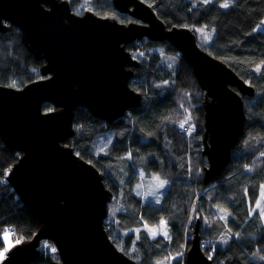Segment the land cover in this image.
I'll use <instances>...</instances> for the list:
<instances>
[{"label": "trees", "instance_id": "trees-1", "mask_svg": "<svg viewBox=\"0 0 264 264\" xmlns=\"http://www.w3.org/2000/svg\"><path fill=\"white\" fill-rule=\"evenodd\" d=\"M68 1L73 10L83 2ZM142 1L168 28L192 29L200 47L225 62L256 94L243 98V134L221 175L206 185L204 91L192 68L167 41L143 39L127 45L140 63L132 69L130 86L141 95V105L113 124L78 108L74 135L67 141L96 167L113 193L115 204L105 224L108 235L138 264H184L198 222L203 251L214 264H264V223L261 212L253 211L264 184V0H232L227 8L222 7L227 0ZM87 3L99 16L121 23L131 18L116 10L112 0ZM202 30L211 34L210 42L203 41ZM158 46L176 55V66L164 65L155 51ZM43 63L27 50L16 27L0 32V86L22 88L41 79ZM43 109L52 110L54 105L46 103ZM184 121L194 125L189 135L181 127ZM105 135L110 139L101 147ZM20 156L0 138V233L11 226L14 239L22 242L35 235L39 224L6 181ZM153 173L168 183L160 207L135 190L141 178ZM161 220L166 222L168 237L155 234L152 238L145 225L155 226ZM221 235L224 244L218 242ZM53 247L51 242L41 248L42 255L31 264L58 260Z\"/></svg>", "mask_w": 264, "mask_h": 264}, {"label": "water", "instance_id": "water-1", "mask_svg": "<svg viewBox=\"0 0 264 264\" xmlns=\"http://www.w3.org/2000/svg\"><path fill=\"white\" fill-rule=\"evenodd\" d=\"M112 3L142 23L122 24L90 10L77 14L68 0H0V32L16 27L27 50L44 61L41 79L22 88L0 86V138L21 153L6 181L39 224L2 264L35 262L44 241L53 242L59 256L51 264H138L108 235L113 193L102 174L67 145L78 108L113 124L141 105L130 86L140 63L127 51L129 43L167 41L192 68L204 91L205 184L221 175L243 134V98L254 97L255 88L202 49L192 29L168 28L142 0ZM46 103L54 109L44 111ZM199 227L186 264H214L202 251Z\"/></svg>", "mask_w": 264, "mask_h": 264}, {"label": "rangeland", "instance_id": "rangeland-1", "mask_svg": "<svg viewBox=\"0 0 264 264\" xmlns=\"http://www.w3.org/2000/svg\"><path fill=\"white\" fill-rule=\"evenodd\" d=\"M87 1H90V0H83V2L80 5L76 6L73 11L76 12L77 14H83L87 10L95 12L94 5L92 3L88 4ZM231 1L232 0H227L226 3H228L230 5ZM222 7H223V5H222ZM223 8H225V7H223ZM129 21H131V20H128V22ZM260 29H262V28L260 27ZM200 34H201L202 39H203L204 42L208 43V42L211 41V34L208 31L202 30L200 32ZM141 41L142 40H135V41H133V42H131L129 44H132L134 42L140 43ZM155 51L162 56V58L164 59L163 60L164 65L166 63L165 66H168V67H171V68L173 66H176V64H177L176 55L168 54L166 52V50L164 49V47H162V46L156 47ZM133 56L135 57V59H138L137 58V53L134 54ZM261 68H262V65L258 67V71L261 70ZM193 126L194 125L192 124V127ZM109 139H110L109 135H105L104 137H102V139H101V147H104L106 144H108ZM261 155H264V150H263V152H261ZM161 181H163V180L161 179L159 174H154L153 173L152 176H150V175L148 176L147 175L146 177H144V179L141 178V182L140 183L135 185V190L142 197L146 198L147 201L156 204L157 207H160V205L163 203V198H164V196H165V194L167 192V188H168V183L163 181L165 183H163V186H161ZM262 188H263L262 192H263V195H264V187H262ZM148 197H150V198H148ZM258 203H259L260 207L258 208L257 206H255L253 211H255V209L257 208L260 212H262V215H264V196H260V199H259ZM114 204H115V201H113V202H111L109 204L108 209L110 210V212L112 211V208L114 207ZM220 214L222 215V213H220ZM218 216L221 217L220 215H218ZM222 216L225 217L224 215H222ZM145 226H146V229H148V231L151 233V237L152 238H154L152 230H155L156 234L163 235L164 237H168V230H167V226H166L165 220H161L160 223L158 225H155V226H151L149 224H146ZM165 232H167V236L164 235ZM0 238H1V241H2V244H0V252L4 251L5 248L8 249V251L5 253V256H4L3 260H0V264H2V262L6 258L7 253L17 243H16V240L13 237L12 231L11 230L8 231V229L4 230V231H1ZM48 245H51V242L44 241L41 244V248H44V247H46Z\"/></svg>", "mask_w": 264, "mask_h": 264}, {"label": "bare ground", "instance_id": "bare-ground-1", "mask_svg": "<svg viewBox=\"0 0 264 264\" xmlns=\"http://www.w3.org/2000/svg\"><path fill=\"white\" fill-rule=\"evenodd\" d=\"M134 57V56H133ZM135 58V57H134ZM204 108V107H203ZM204 115H205V111H204ZM181 125H183V127H182V129H185L186 130V134L187 135H189L190 134V132L193 130V127H192V125L190 124V122L189 121H184ZM204 132H205V128H204ZM203 142H204V136H203ZM238 145V144H237ZM204 148H205V145H204ZM233 150V149H232ZM232 150H231V152H232ZM204 151V150H203ZM206 156V155H205ZM207 157V156H206ZM231 157V156H230ZM207 160H208V158H207ZM209 167V161H208V164H207V167L206 168H208ZM205 168V169H206ZM205 169H204V173H205ZM218 177V176H217ZM216 178V177H215ZM212 180H214V179H212ZM212 180L208 183V184H210L211 182H212ZM208 184H206V185H208ZM12 187V186H11ZM12 191H14V189L12 188ZM15 192V191H14ZM197 223V222H196ZM196 226V225H195ZM8 229V231L9 230H11L12 231V233L14 234V229L11 227V226H6V229L5 230H7ZM32 239V238H31ZM30 239V240H31ZM30 240H28V241H30ZM23 242V241H22ZM205 245H211V244H205ZM191 248V247H190ZM201 248H202V251H203V247H202V244H201ZM203 253H204V251H203ZM205 254V253H204ZM206 255V254H205ZM209 257V256H208ZM209 258H211V257H209ZM184 264H186V258H185V260H184Z\"/></svg>", "mask_w": 264, "mask_h": 264}, {"label": "snow or ice", "instance_id": "snow-or-ice-1", "mask_svg": "<svg viewBox=\"0 0 264 264\" xmlns=\"http://www.w3.org/2000/svg\"><path fill=\"white\" fill-rule=\"evenodd\" d=\"M223 7L227 8V7H229V4H228V3H225V4L223 5ZM181 127H183V125H181ZM163 183H165V182L161 181V186H163ZM257 207H258V208L260 207L259 203L257 204ZM152 231H153V235H155V234H156V233H155V230H152ZM164 235L167 236V232H165ZM6 238H7V237H6ZM16 243H20V241L17 240ZM7 251H8V249L5 248L4 251L0 252V260H3V258H4V256H5V253H6Z\"/></svg>", "mask_w": 264, "mask_h": 264}, {"label": "crops", "instance_id": "crops-1", "mask_svg": "<svg viewBox=\"0 0 264 264\" xmlns=\"http://www.w3.org/2000/svg\"><path fill=\"white\" fill-rule=\"evenodd\" d=\"M263 187H264V184H263ZM262 190H263V188H262ZM262 190H261V192H260V196H264ZM261 217H262V220H263V223H264V215H262V212H261ZM222 236H223V235H221V236L219 237V240H218L219 244H224V243H223Z\"/></svg>", "mask_w": 264, "mask_h": 264}, {"label": "flooded vegetation", "instance_id": "flooded-vegetation-1", "mask_svg": "<svg viewBox=\"0 0 264 264\" xmlns=\"http://www.w3.org/2000/svg\"><path fill=\"white\" fill-rule=\"evenodd\" d=\"M127 15L131 17L130 18L131 21H129V22H123L122 24H128V23H131V22H133V23H142L141 21H138L137 19L133 18L131 15H129V14H127Z\"/></svg>", "mask_w": 264, "mask_h": 264}, {"label": "built area", "instance_id": "built-area-1", "mask_svg": "<svg viewBox=\"0 0 264 264\" xmlns=\"http://www.w3.org/2000/svg\"><path fill=\"white\" fill-rule=\"evenodd\" d=\"M54 248V247H53Z\"/></svg>", "mask_w": 264, "mask_h": 264}]
</instances>
